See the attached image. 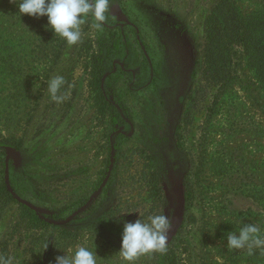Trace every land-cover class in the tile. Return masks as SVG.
I'll list each match as a JSON object with an SVG mask.
<instances>
[{"label":"rangeland","instance_id":"obj_1","mask_svg":"<svg viewBox=\"0 0 264 264\" xmlns=\"http://www.w3.org/2000/svg\"><path fill=\"white\" fill-rule=\"evenodd\" d=\"M217 1L110 0L103 29L86 17L56 64L48 37L21 25L45 17L4 1L0 135L22 146L15 158L2 154L0 179L15 201L0 203V255L54 264L80 245L97 264H129L119 253L123 222L166 214L173 225L182 207L167 253L132 264H264V250H229L225 239L246 223L264 233V86L241 51L227 85L205 83L204 24ZM233 1L245 16L264 11V0ZM17 31L30 44L13 40ZM93 51L104 58V117L89 87ZM57 75L62 103L47 91ZM19 203L49 224L32 226Z\"/></svg>","mask_w":264,"mask_h":264},{"label":"trees","instance_id":"obj_2","mask_svg":"<svg viewBox=\"0 0 264 264\" xmlns=\"http://www.w3.org/2000/svg\"><path fill=\"white\" fill-rule=\"evenodd\" d=\"M4 1L19 0H0L2 14H5V10L8 8V3L3 5ZM6 14L8 15V13ZM3 17L5 18V16ZM21 25L25 28L32 27L34 36L38 37L36 40L42 39L44 36L48 37L44 47L45 50H50L48 55H51V58L49 61L56 64L61 58L67 42L63 38L55 36L54 32L46 27L47 17L38 23L21 21ZM19 33H22V36ZM14 34L12 38L14 36L19 37L21 45L25 46L28 42L30 44L31 40H27L30 37L28 34L26 35L25 31H17ZM6 46L8 48L9 44ZM202 51V73L206 84L216 86L219 90L227 85L234 76L236 69L234 66L238 62L235 56L241 51V54L246 58L247 65L252 68L256 78L264 86V11H257L254 14L245 16L239 9L237 1L218 0L205 20ZM86 68L89 70V87L93 93L97 111L103 117L107 116L111 105L103 87L105 66L102 54L93 51L86 63ZM217 99L218 96H215L213 103H216ZM7 141V139L4 140L3 135H0V176L6 166L2 154H13V158H15L19 155L22 146L21 142L15 141L8 144ZM12 201H15V197L5 178H2L0 179V203ZM19 207L21 215L28 219L32 226L45 227L49 224L32 207L24 203H19ZM65 232L69 231L65 230Z\"/></svg>","mask_w":264,"mask_h":264},{"label":"clouds","instance_id":"obj_3","mask_svg":"<svg viewBox=\"0 0 264 264\" xmlns=\"http://www.w3.org/2000/svg\"><path fill=\"white\" fill-rule=\"evenodd\" d=\"M109 2L110 0H19L18 13L36 18L47 17L46 27L72 46L81 40V26L89 15L96 21L94 27L103 29L108 21ZM47 83L51 99L62 103L66 99L59 94L65 83L63 76L57 75ZM171 226L172 222L166 214H153L147 219L139 214L134 221L125 220L120 255L132 264L141 255L153 252L166 254ZM225 239L229 250L247 249L248 255H253L255 249L264 250V233L253 223L243 224L238 231L227 232ZM0 264H14V257L0 255ZM54 264H97V257L88 247L77 245L72 254L65 252L64 255L56 256Z\"/></svg>","mask_w":264,"mask_h":264},{"label":"water","instance_id":"obj_4","mask_svg":"<svg viewBox=\"0 0 264 264\" xmlns=\"http://www.w3.org/2000/svg\"><path fill=\"white\" fill-rule=\"evenodd\" d=\"M181 213H182V207H180V209L178 210V213H177V215H176V218H175V220H174V223H173V225H172V227H171V231H170V233H169V238H170V236L172 235V233L174 232V230H175V228H176V226H177V224H178V222H179V219H180V217H181Z\"/></svg>","mask_w":264,"mask_h":264}]
</instances>
